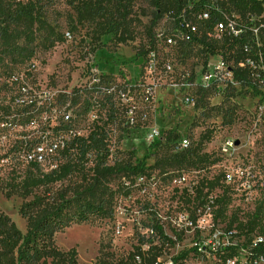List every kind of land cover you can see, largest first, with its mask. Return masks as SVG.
Segmentation results:
<instances>
[{"label":"rangeland","instance_id":"obj_1","mask_svg":"<svg viewBox=\"0 0 264 264\" xmlns=\"http://www.w3.org/2000/svg\"><path fill=\"white\" fill-rule=\"evenodd\" d=\"M51 1L45 8L46 18L64 35L62 42L48 50L42 44L44 32H40L29 49L33 56L28 60V53L25 57L7 53L0 43V180L8 178L18 160L22 161L19 168L23 169L28 156L41 149L51 153L48 144L66 132L56 130L67 123L66 115H71L72 130L80 136L89 135L95 125H105L110 137L109 163L135 162L147 156L149 174L142 179L124 180L125 187L116 197L112 218L72 224L56 233V245L64 251L75 249L78 264L118 260L138 247L148 251L150 244H142L149 239L147 225L158 223L168 236L178 241L174 245L155 242L164 253L163 264L184 252L189 253L184 264H222L220 253L211 250L213 245L218 250L229 244L246 243L245 236L234 230L236 225L229 229L230 217L237 214L239 220L247 218L258 203L264 202V186L247 190L255 185L256 175L264 174V92L257 94L249 87H240L228 101L225 97L206 96L199 106L191 108L180 104L181 93L165 85L164 78V85L149 102L134 93L135 123L129 124L123 103L116 96L109 97L105 90L120 88L127 81L141 82V59L137 55L146 44L147 27L152 19L148 1L136 0L134 40L125 43H119L111 35L100 36L96 22L79 23L70 0ZM194 62L195 59L188 58L185 67ZM228 107L237 112L231 126L223 121L222 109ZM154 127L161 132L160 142L150 148ZM170 131L175 133L169 134ZM206 134L209 140L204 141L203 151L212 160L218 159L216 164L197 168L164 162L180 153L177 147L182 138L190 137L194 147ZM227 140L239 142L232 156L222 152ZM43 168L48 171L51 163L43 160ZM241 171L245 180L237 184L224 180L225 172H229L240 181ZM182 174L187 176V183H180L178 177ZM217 177L222 181L211 195L219 196L228 187L232 196L225 221L205 215L208 210L204 211L199 206L202 200L196 199V188L202 181ZM119 183L115 181L112 186L117 188ZM186 187L193 190L183 191ZM22 203V198H8L0 188V213L10 216L25 233L26 220L19 211ZM184 207L201 215V227H193L183 236L180 229L182 212L187 211ZM199 242L206 243V251L191 250ZM244 257L240 253L238 259Z\"/></svg>","mask_w":264,"mask_h":264},{"label":"trees","instance_id":"obj_2","mask_svg":"<svg viewBox=\"0 0 264 264\" xmlns=\"http://www.w3.org/2000/svg\"><path fill=\"white\" fill-rule=\"evenodd\" d=\"M147 1L152 8V19L147 27L146 44L140 55H137L139 58L145 56L151 49L157 48L156 30L161 20L179 16L190 4L198 6V1L200 2V0ZM228 1L251 27H260L264 24L262 17L264 0ZM51 2V0H0V43L4 46L5 52L21 57L28 53L26 59H31L33 52L29 49L40 32H44L42 44L48 50L63 41L64 35L56 31L46 18L45 8L51 5ZM70 2L76 12L77 21L96 22L100 36L111 35L119 43L134 40L132 23L136 0H70ZM251 18L255 19L251 21ZM260 40L262 44L260 48L254 42L250 43L252 46L250 56L253 58H256L259 52L264 54V31L260 34ZM244 43L243 39L233 40L229 37L220 42H208L203 34L199 42L180 44L175 51V57L180 62H186L188 58L201 60L209 53L222 52L229 56L235 54L236 59L240 60L247 56L244 52ZM200 45L203 49L199 47ZM236 78L242 87H249L257 94H262L253 85L248 70L237 71ZM231 93L225 95V101L232 98ZM205 97V93L201 94L199 103ZM222 111L224 124L233 125L237 118L236 109L228 107ZM114 117V115L111 117L112 120ZM72 128V122L58 126L56 130L66 132L55 142L48 144L51 153L43 150L41 162L37 158L28 159L23 169L19 168L22 161L18 160L17 166L11 170L8 178L0 180V188L6 197L18 196L23 199L19 211L21 217L26 220L24 233L10 216L0 213V264H78V253L75 249L64 251L56 245L54 240L56 233L72 224L112 218L116 197L124 189V182L149 174L151 167L147 165V156L135 162L109 163L110 137L105 125H95L87 136L74 134ZM175 139L179 140L177 134ZM206 140H209V136L202 135L194 147L191 144L188 149L168 157L164 162L168 165L197 168L216 164L219 160H212L211 155L203 151ZM159 142V138L155 139L150 148L157 147ZM43 160L51 163L48 171L43 168ZM115 181H120L117 188L112 186ZM221 181V177L202 181L196 189L198 194L196 199L206 201ZM205 189H209L207 193H204ZM231 200L230 190L226 187L212 205L217 206L215 219L226 220ZM230 218L227 223L229 229L232 230L236 225L234 230L240 236H245L246 243L222 248L220 250L222 264L238 259L239 249H246L249 253L247 261L242 264H259L258 258L264 255V202L258 203L247 218L239 220L237 214ZM147 227L152 233L146 235L149 239L142 244H150L148 251L138 247L127 257L118 260L100 259L95 264H154L164 254L155 242L163 244L175 242L165 235L158 223ZM257 236L263 237V242L254 247L253 241ZM188 254L181 253L173 259L174 263L184 264Z\"/></svg>","mask_w":264,"mask_h":264},{"label":"built area","instance_id":"obj_3","mask_svg":"<svg viewBox=\"0 0 264 264\" xmlns=\"http://www.w3.org/2000/svg\"><path fill=\"white\" fill-rule=\"evenodd\" d=\"M198 6L190 4L186 7L179 16H174L170 19H163L159 22L156 30L157 48H153L141 59V82L130 84L125 82L120 85V88L106 89L105 93L111 98L116 96L125 107L126 114L128 115L127 122L129 124L135 123L136 107L135 92L140 94L146 102L156 94L159 88L165 85L174 91L181 93L180 104L185 107L194 108L199 105L201 94L205 96H213L216 98H223L231 92H235L238 88L242 87L241 83L236 78L237 71L248 70L250 79L253 85L257 87L261 93L264 92V54L259 52L256 58L250 56L252 46L251 42L260 48L261 40L260 34L264 31V24L260 27H251L242 16L234 10L228 0H200ZM264 17V12L262 14ZM255 18H251L253 21ZM207 37L208 42H220L224 38L229 37L233 40H245L244 52L247 56L237 60L236 56H229L222 52L209 53L204 59L195 58V62L189 68L186 62H180L175 57V51L180 44H193L199 42V39ZM200 48L203 47L200 45ZM197 49V48H196ZM199 49V48H198ZM186 66V67H185ZM66 122L71 121V115L65 116ZM77 134V133H74ZM78 135V134H77ZM161 132L158 128H153L150 133V139L154 141L159 138ZM80 136V135H79ZM191 146L190 138L184 137L177 147L178 151H183ZM56 147V146H55ZM236 150V142L227 140L222 145V152L224 155L232 156ZM39 150L28 159L37 158L42 161V152ZM38 155V156H37ZM242 172V171H241ZM145 177V176H144ZM139 177L137 179H142ZM181 184L187 183V176L182 174L178 177ZM224 180L229 184H237L245 180V174L242 172L240 181L234 178V175L225 172ZM254 186H248L247 190L259 189L264 186V174L256 175ZM249 185V183L247 182ZM197 189V188H196ZM192 191L193 188L186 187L183 191ZM217 196L209 194L208 199L203 201L199 206L208 210L205 215H211V218L216 217L217 206H212ZM186 208V207H184ZM197 209V208H196ZM187 211L182 212L183 227L180 232L189 234L193 227H197L201 220V215L186 208ZM160 225V224H159ZM162 227V226H161ZM199 227H201L199 225ZM163 229V228H162ZM164 231V230H163ZM152 233L149 229L148 236ZM165 233V231H164ZM165 235H167L165 233ZM168 236V235H167ZM174 244L178 241L174 237L168 236ZM263 242V237L257 236L253 241V246L256 247L259 243ZM173 244V245H174ZM235 246V245H227ZM215 245L212 247L213 252H219L222 248ZM194 252H203L207 250L206 243H195L191 249ZM217 250V251H216ZM244 253V259L229 260L227 264H240L245 263L248 257V250L239 249V254ZM163 256V255H162ZM160 256L154 264H163ZM175 257H173L174 259ZM137 259L140 261L139 257ZM173 259H170L165 264H175ZM187 260V259H186ZM186 260L184 262H186ZM238 261V262H237ZM259 264H264V255L258 258Z\"/></svg>","mask_w":264,"mask_h":264},{"label":"water","instance_id":"obj_4","mask_svg":"<svg viewBox=\"0 0 264 264\" xmlns=\"http://www.w3.org/2000/svg\"><path fill=\"white\" fill-rule=\"evenodd\" d=\"M236 145H239V142L238 141H236Z\"/></svg>","mask_w":264,"mask_h":264}]
</instances>
